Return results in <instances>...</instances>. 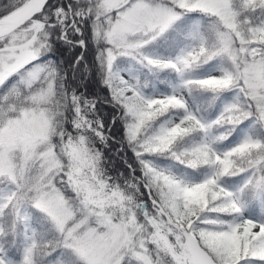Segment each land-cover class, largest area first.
I'll list each match as a JSON object with an SVG mask.
<instances>
[{
    "label": "snow or ice",
    "instance_id": "1",
    "mask_svg": "<svg viewBox=\"0 0 264 264\" xmlns=\"http://www.w3.org/2000/svg\"><path fill=\"white\" fill-rule=\"evenodd\" d=\"M195 12L210 18L208 33L192 36L197 43L174 59L145 54ZM64 51L78 54L58 59ZM126 56L181 75L219 57V76L183 86L235 89L242 102L204 123L183 96H146L144 83L114 67ZM97 66L103 100L84 84V69ZM0 89V183L11 186L0 200V264H264V211L245 216L264 209V141L174 151L214 126H264V0H2ZM100 103L111 109L110 125L96 115ZM176 110L178 121L149 131ZM118 122L138 167L124 161L126 171L113 175L105 149L123 143L112 131ZM169 153L212 174L188 182L147 158ZM237 176L230 191L226 178ZM29 208L45 216L48 233L30 228Z\"/></svg>",
    "mask_w": 264,
    "mask_h": 264
},
{
    "label": "rangeland",
    "instance_id": "2",
    "mask_svg": "<svg viewBox=\"0 0 264 264\" xmlns=\"http://www.w3.org/2000/svg\"><path fill=\"white\" fill-rule=\"evenodd\" d=\"M209 23L210 18L199 12L186 13L167 31L165 34L166 39H158L157 41L152 42L150 45H147L143 51L145 54L152 57L174 59L181 50H187L197 43V41L192 39L194 34L208 33ZM224 66L225 61L218 57L181 75L180 73L174 74L176 71L170 68L150 69L130 56L118 58L114 65V67L121 71V74L126 78H138L144 83L146 86L143 91L146 96L154 98H161L174 94L183 96L190 111L197 115L204 123L215 121L227 106L236 103L238 99L242 102V97H239L238 92L235 89L213 92L211 90L193 88L189 91L183 86L184 82L188 79H202L209 76H219L221 74L220 69ZM84 71L88 72L86 69H84ZM13 79H15V77ZM182 116L183 110L173 111L168 114V116L158 120L153 125V129H150L149 131H155L161 123H166L168 121L176 122ZM109 118H111V115L106 117V119ZM221 135H223L225 139H218ZM246 137L262 141L264 139V126H260L250 119L243 121L237 126H214L207 134L198 132L196 139L189 147L207 141L211 143V146L215 151L223 153L239 144ZM114 149H116V147ZM184 149L186 148H183V150ZM121 152L122 151L119 150L116 152L112 151V157L118 158V155ZM166 155L167 154L152 155L147 158L150 159L158 169H163L164 171L176 175L188 182H200L206 176L212 174L213 170L209 166H201L197 169H191L187 167L186 164L180 163L172 156H170V159H166ZM128 158V156H124L123 154L121 156V159H127L134 166L138 164L137 161L135 162V160H129ZM203 167L204 169H201ZM226 181L228 189L231 191L241 183L242 176L229 177L226 178ZM10 190V185L0 183V200H2ZM262 211H264V209L259 205H256L254 208L249 207L245 209V216L259 220L262 218ZM27 213L30 217V228H36V221L47 220L43 214L35 209L29 208L27 209ZM34 218L35 222L33 221ZM228 219H232V217H228Z\"/></svg>",
    "mask_w": 264,
    "mask_h": 264
},
{
    "label": "trees",
    "instance_id": "3",
    "mask_svg": "<svg viewBox=\"0 0 264 264\" xmlns=\"http://www.w3.org/2000/svg\"><path fill=\"white\" fill-rule=\"evenodd\" d=\"M0 2H2V0H0ZM77 53L78 52L74 53V52L64 51L62 54L58 53L57 58L60 60L70 61L71 58ZM95 58H96V46L92 45L90 47L89 52L87 53V59L90 62H95ZM86 70L89 72L88 81H84L86 89L89 88L91 90V95L100 96L101 99L103 100V98L106 95L107 89L100 87V69H99V67L97 66L96 68L92 69V71H90L87 68H86ZM89 81H91V83H89ZM93 83H94V85H93ZM97 107L99 108V112L96 113V115L99 116L100 118H102L106 125H110L111 118L106 119V117L111 115L110 107L106 104H103V103L98 104ZM166 116H168V114ZM112 131L115 134V136L117 137V139L123 142V143H112L110 145L111 148L109 147V148L105 149V153L110 158V161H109L110 166L114 170L111 174L115 175V170L117 168L120 172L126 171V165H125L124 161H127V162H129V161L127 159H121L122 154L124 156L125 155L128 156L129 160L133 159V160H135V162L137 160H136L134 154L132 153L131 149L127 146V141H126L125 135H124L123 124L118 122L116 125H112ZM197 133L190 134L189 136L184 137L181 140H179L177 145L174 148V151H182L184 147L192 144V142L196 139ZM262 141H264V139ZM115 147H116V149H114ZM121 148H123V151L119 155L116 153L118 155V158L112 157V151L116 152V151L120 150ZM170 156H171V154L169 153L166 155V158H170ZM134 167H138V164H136ZM144 207L147 208L148 205L145 204ZM36 223H37L36 229L38 231H40L41 233H48L49 232L50 225H49L48 220H41V221H38ZM13 256L16 260H19L21 254L18 251H14Z\"/></svg>",
    "mask_w": 264,
    "mask_h": 264
},
{
    "label": "bare ground",
    "instance_id": "4",
    "mask_svg": "<svg viewBox=\"0 0 264 264\" xmlns=\"http://www.w3.org/2000/svg\"><path fill=\"white\" fill-rule=\"evenodd\" d=\"M170 114V113H169Z\"/></svg>",
    "mask_w": 264,
    "mask_h": 264
}]
</instances>
